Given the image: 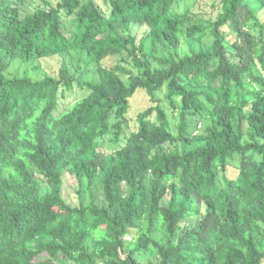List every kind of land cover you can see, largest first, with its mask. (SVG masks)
Segmentation results:
<instances>
[{
	"label": "trees",
	"instance_id": "1",
	"mask_svg": "<svg viewBox=\"0 0 264 264\" xmlns=\"http://www.w3.org/2000/svg\"><path fill=\"white\" fill-rule=\"evenodd\" d=\"M26 1L0 0V264H264V26L249 0H218L206 24L173 13L189 0H101L104 10L95 0H44L22 17ZM132 26L146 27L153 45L176 48L180 32H209V43L152 69ZM74 50L96 64L97 82L66 69L42 79L10 72ZM110 56L137 74L102 67ZM164 87L179 111L175 132L157 104L123 136L130 99ZM201 98L211 110L198 131ZM110 129L116 149L106 154L99 140ZM65 174L79 184L77 205L63 197Z\"/></svg>",
	"mask_w": 264,
	"mask_h": 264
},
{
	"label": "rangeland",
	"instance_id": "2",
	"mask_svg": "<svg viewBox=\"0 0 264 264\" xmlns=\"http://www.w3.org/2000/svg\"><path fill=\"white\" fill-rule=\"evenodd\" d=\"M50 2L51 5L55 6L58 0H46ZM97 4L104 10L101 0H95ZM249 4L252 8V11L257 16L261 24L264 26V10L260 8V4L257 0H249ZM39 8L46 9L44 0H27L23 6L20 8L21 16L24 17L27 14H32ZM220 12V4L218 0H189L187 2L179 3L173 8V13L181 16H185L189 19L198 20V22L207 23L208 20L214 19L216 15ZM255 35L258 34V28L255 29ZM131 33L137 38V42H143L144 54L147 55L150 67L159 68L160 64L157 62V58H175L183 57L189 55L192 51H198L201 48H204L209 43V32L206 33L205 40H198L196 38H188L182 32L179 33L180 45L176 48L165 46V44L153 45L151 40L147 37V28L132 26ZM165 46V47H163ZM139 57L144 60V57L139 54ZM101 66L106 69H114L115 67L122 68L126 71H132L134 74H137V70L134 65L130 62L122 61L121 56H110L101 61ZM60 69H66L71 76H73L78 82H92L95 83L99 80L98 74L96 72V64L92 62L85 52L81 51H72L67 55H64L62 58H50L42 59L27 65H18L14 64L10 68V72L14 73L17 70L18 75L25 74L29 75L34 79H42L44 76H57ZM124 82H128L127 75L119 73ZM80 95L77 88L75 93H67L63 99L60 101L59 110L67 109L71 103L74 102L76 97ZM166 89L165 87L160 91L156 92L153 99L144 91H137L136 94L130 99V109L127 114L128 122L124 128L123 136H127L130 131L135 130L137 126V115L140 112H143L150 108L151 106H156L157 104L164 109L169 126L172 131L175 132V129L179 122V111L178 108H173L165 99ZM202 99V98H201ZM202 103L204 105V110L201 112L200 117L195 118L192 121V128H197L198 131H201L205 123V119L211 106L207 104L203 99ZM207 122V120H206ZM111 124H114L111 121ZM114 130L110 129V132L107 133L103 138L99 140L100 150L106 154H111L116 148L112 141ZM124 138V137H123ZM121 138V143L124 139ZM237 157L230 163L227 169V176L229 178H234L236 176V167ZM35 180L38 184V187L41 193H47L49 188L40 178V176L34 172ZM79 184L77 181L68 174L64 175L63 178V197L67 203L71 205H77L79 201ZM93 194L96 202L101 205L103 204V189L100 182V177L97 176L93 186ZM82 198L85 202H88V193L84 188ZM133 233L130 236L126 237V241L132 242ZM131 239V240H130ZM132 247V245H131ZM149 255L144 256L142 260L144 262L148 261Z\"/></svg>",
	"mask_w": 264,
	"mask_h": 264
}]
</instances>
